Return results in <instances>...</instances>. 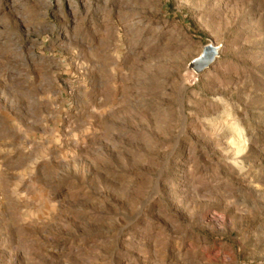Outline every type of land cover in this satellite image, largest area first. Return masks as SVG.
<instances>
[{"label":"rangeland","instance_id":"374dc122","mask_svg":"<svg viewBox=\"0 0 264 264\" xmlns=\"http://www.w3.org/2000/svg\"><path fill=\"white\" fill-rule=\"evenodd\" d=\"M263 236L264 0H0V264H253Z\"/></svg>","mask_w":264,"mask_h":264},{"label":"water","instance_id":"95a60500","mask_svg":"<svg viewBox=\"0 0 264 264\" xmlns=\"http://www.w3.org/2000/svg\"><path fill=\"white\" fill-rule=\"evenodd\" d=\"M218 55V49L213 46H207L200 58L194 61L193 68L200 72L213 63Z\"/></svg>","mask_w":264,"mask_h":264},{"label":"crops","instance_id":"0c3cea01","mask_svg":"<svg viewBox=\"0 0 264 264\" xmlns=\"http://www.w3.org/2000/svg\"><path fill=\"white\" fill-rule=\"evenodd\" d=\"M251 259L250 262L253 264H264V236L259 238L257 249L254 250V255Z\"/></svg>","mask_w":264,"mask_h":264}]
</instances>
